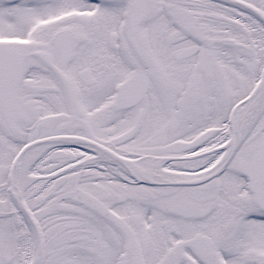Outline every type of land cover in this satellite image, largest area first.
Returning a JSON list of instances; mask_svg holds the SVG:
<instances>
[{"label":"snow or ice","instance_id":"6c2138e0","mask_svg":"<svg viewBox=\"0 0 264 264\" xmlns=\"http://www.w3.org/2000/svg\"><path fill=\"white\" fill-rule=\"evenodd\" d=\"M0 264H264V0H0Z\"/></svg>","mask_w":264,"mask_h":264}]
</instances>
